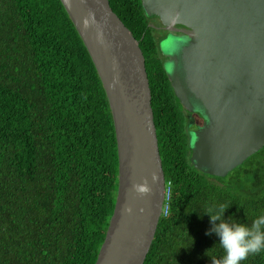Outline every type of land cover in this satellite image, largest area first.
Here are the masks:
<instances>
[{
	"label": "trees",
	"instance_id": "16d2710c",
	"mask_svg": "<svg viewBox=\"0 0 264 264\" xmlns=\"http://www.w3.org/2000/svg\"><path fill=\"white\" fill-rule=\"evenodd\" d=\"M108 1L145 58L169 188L144 264H218L223 249L205 235L203 213L223 203L225 219L249 226L264 214V147L225 177L196 169L197 125L174 95L161 49L169 33L142 0ZM117 189L108 100L62 3L0 0V264H95ZM243 264H264V253Z\"/></svg>",
	"mask_w": 264,
	"mask_h": 264
},
{
	"label": "water",
	"instance_id": "95a60500",
	"mask_svg": "<svg viewBox=\"0 0 264 264\" xmlns=\"http://www.w3.org/2000/svg\"><path fill=\"white\" fill-rule=\"evenodd\" d=\"M60 2L102 83L117 144L115 207L95 264H144L166 194L145 58L108 0ZM142 3L176 37L167 42L171 87L203 121L190 160L225 177L264 147V0Z\"/></svg>",
	"mask_w": 264,
	"mask_h": 264
},
{
	"label": "clouds",
	"instance_id": "9594fccd",
	"mask_svg": "<svg viewBox=\"0 0 264 264\" xmlns=\"http://www.w3.org/2000/svg\"><path fill=\"white\" fill-rule=\"evenodd\" d=\"M193 115H197V113H193ZM168 189L166 183L162 216L168 199ZM141 191L146 192L147 188H143ZM228 208L223 203L212 204L207 207L203 215L209 217L211 226L205 235L212 236L214 234L219 238V246L223 249V256L219 259L218 264H243L249 256L264 253V214L255 217L249 226L245 223L235 222L236 220L232 216L225 219Z\"/></svg>",
	"mask_w": 264,
	"mask_h": 264
},
{
	"label": "rangeland",
	"instance_id": "374dc122",
	"mask_svg": "<svg viewBox=\"0 0 264 264\" xmlns=\"http://www.w3.org/2000/svg\"><path fill=\"white\" fill-rule=\"evenodd\" d=\"M158 37H159V35H157ZM170 36V42H174L175 41V39H176V37L174 36V35H169ZM164 39L165 38H162V42H161V49H162V51H163V55H165V56H167L168 54H170L171 53V50H170V48H168L167 47V43H165L164 42ZM166 45V46H165ZM167 68V67H166ZM168 68H169V65H168ZM190 119L192 120V121H194V123L196 124V125H202V123H203V121H202V119L200 118V117H198L197 115H190Z\"/></svg>",
	"mask_w": 264,
	"mask_h": 264
},
{
	"label": "flooded vegetation",
	"instance_id": "af4514ba",
	"mask_svg": "<svg viewBox=\"0 0 264 264\" xmlns=\"http://www.w3.org/2000/svg\"><path fill=\"white\" fill-rule=\"evenodd\" d=\"M169 35H170V34H169ZM169 35L165 36V39H164V42H165V43L169 42V40H170V36H169Z\"/></svg>",
	"mask_w": 264,
	"mask_h": 264
},
{
	"label": "built area",
	"instance_id": "2783aa9c",
	"mask_svg": "<svg viewBox=\"0 0 264 264\" xmlns=\"http://www.w3.org/2000/svg\"><path fill=\"white\" fill-rule=\"evenodd\" d=\"M167 198H168V193H167ZM164 214L165 215L167 214V206H165V208H164Z\"/></svg>",
	"mask_w": 264,
	"mask_h": 264
}]
</instances>
